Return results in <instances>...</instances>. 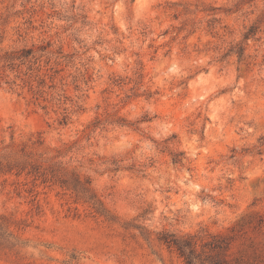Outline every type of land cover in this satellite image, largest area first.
Here are the masks:
<instances>
[{"label": "rangeland", "instance_id": "rangeland-1", "mask_svg": "<svg viewBox=\"0 0 264 264\" xmlns=\"http://www.w3.org/2000/svg\"><path fill=\"white\" fill-rule=\"evenodd\" d=\"M32 162L114 219L1 172L0 264H184L165 230L264 264V0H0V166Z\"/></svg>", "mask_w": 264, "mask_h": 264}, {"label": "trees", "instance_id": "trees-1", "mask_svg": "<svg viewBox=\"0 0 264 264\" xmlns=\"http://www.w3.org/2000/svg\"><path fill=\"white\" fill-rule=\"evenodd\" d=\"M255 33L254 27H251L244 38L248 39ZM22 56L27 57L30 54V49L25 50ZM230 52H236L240 56L244 53V47L241 46ZM125 125V123H121ZM0 166L1 172H13L17 168L16 174L20 175L26 172L27 175H32L34 180H41L42 183L57 185L66 192H71L77 200L84 199L88 203L92 213L104 216L107 219H114L104 202L94 192L91 181L84 179L78 174L72 176L61 175L57 169L53 167H43L36 162L25 164L23 166L15 164H7ZM10 224L8 218L0 213V237L4 229L8 232ZM11 233V232H10ZM157 240L167 246V248L175 252L183 261L184 264H229L227 252L230 250L231 241L227 237L219 233H211L197 231L193 233L177 234L171 231H163L157 236Z\"/></svg>", "mask_w": 264, "mask_h": 264}]
</instances>
